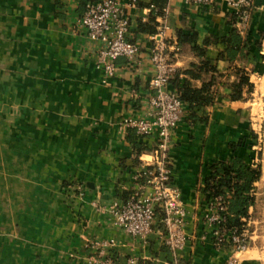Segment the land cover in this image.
Listing matches in <instances>:
<instances>
[{
    "label": "crops",
    "instance_id": "crops-1",
    "mask_svg": "<svg viewBox=\"0 0 264 264\" xmlns=\"http://www.w3.org/2000/svg\"><path fill=\"white\" fill-rule=\"evenodd\" d=\"M121 1L141 53L134 63L119 58L116 76L107 79L100 46L78 23L83 0H0V264H92L90 242L106 239L116 240L112 254L122 264L130 258L173 264L162 223L142 241L118 228L108 211L148 181L156 146L122 122L150 112L151 42L138 25L159 8L156 0ZM168 2L169 35L179 43L180 30L195 32L216 67V103L194 123L186 106L172 137L173 183L189 212V242L179 264H225L230 247L215 245L203 218L206 185L216 164L251 162V106L264 100V0L255 2L250 48L233 62L219 59L225 52L221 40L233 28L225 0L208 7ZM200 62L191 46L181 47V86L190 81L202 88L211 77L188 74ZM243 73L253 88L233 100L229 86ZM241 264L264 263L250 251Z\"/></svg>",
    "mask_w": 264,
    "mask_h": 264
},
{
    "label": "built area",
    "instance_id": "built-area-1",
    "mask_svg": "<svg viewBox=\"0 0 264 264\" xmlns=\"http://www.w3.org/2000/svg\"><path fill=\"white\" fill-rule=\"evenodd\" d=\"M218 1L188 0L190 4L201 7L213 6ZM225 2L235 15L236 27L246 35L256 0ZM169 14L168 2L160 15L157 32L149 34L154 69L150 80V112L145 117L130 116L122 122V128L135 130L139 136L151 138L156 142L147 170L149 179L135 189L128 199L114 201L108 211L118 228L142 241L149 238L159 222L162 223L164 243L170 251L173 264H179L182 252L189 242V212L181 190L173 183L170 152L174 130L187 113V104L179 98L175 90L170 89V80L178 73L176 61L180 56L181 47L176 37L169 35ZM78 23L86 30L88 37L100 46L99 65L107 79L116 76L119 58H125L130 63L137 62L141 44L131 38V19L121 0L88 2ZM136 179L138 180V176ZM228 198L229 192L226 196L208 199L203 218L214 237L215 245L219 248L230 247L231 254L225 264H241L252 249V207L249 216L242 218L246 228L229 230L225 215ZM116 245L115 239L91 241L89 248L94 252L92 264H122L112 254ZM127 264H138V261L130 258Z\"/></svg>",
    "mask_w": 264,
    "mask_h": 264
},
{
    "label": "trees",
    "instance_id": "trees-1",
    "mask_svg": "<svg viewBox=\"0 0 264 264\" xmlns=\"http://www.w3.org/2000/svg\"><path fill=\"white\" fill-rule=\"evenodd\" d=\"M94 0H83L82 4L84 11L88 2ZM168 0H156L155 4L158 6V12L153 13L147 22L139 23V32L154 34L157 32L158 15H162V11L167 5ZM84 13V12H83ZM233 28L228 37L223 38L221 42L225 45V52H222L219 59H226L233 62L236 58L244 57L246 51L250 48V41L248 33L243 35L236 27V18L232 13ZM179 45L191 46L192 50L201 58L199 64H194L195 70L188 72L193 78H203L211 73V77L205 80L202 88L195 87L190 81L181 86L179 83L178 72L170 83L175 87L179 98L187 104L190 110L189 120L194 123L203 118L198 113L205 108L213 106L216 103V92L213 90L215 83L216 67L213 61L205 56L204 49L200 48L197 43V34L192 32L186 34L180 30L178 32ZM264 38V31H263ZM210 40L206 41V45L210 44ZM219 43V41L216 40ZM181 52V51H180ZM243 70L237 68V73ZM248 87L252 90L253 84L250 82L249 76L242 74L238 84L233 83L229 86L231 89V99H242L243 89ZM261 177L260 169H253L249 164L237 158L229 162H220L213 166L212 174L207 179L206 192H208V199L226 196L229 192L228 209L226 212L227 227L229 230L238 228L243 230L246 224L242 218L249 216L250 207L253 205V198L251 197V190L254 183Z\"/></svg>",
    "mask_w": 264,
    "mask_h": 264
},
{
    "label": "rangeland",
    "instance_id": "rangeland-1",
    "mask_svg": "<svg viewBox=\"0 0 264 264\" xmlns=\"http://www.w3.org/2000/svg\"><path fill=\"white\" fill-rule=\"evenodd\" d=\"M252 121L250 126L249 140L250 157L249 165L253 169L261 170V177L254 183L253 205L251 206L252 225L250 232L252 236V249L264 263V100H258L251 106Z\"/></svg>",
    "mask_w": 264,
    "mask_h": 264
}]
</instances>
